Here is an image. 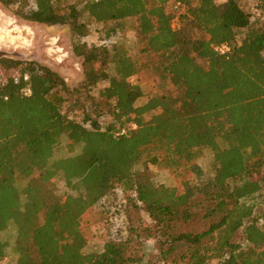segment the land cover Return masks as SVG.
I'll use <instances>...</instances> for the list:
<instances>
[{
	"label": "trees",
	"instance_id": "trees-1",
	"mask_svg": "<svg viewBox=\"0 0 264 264\" xmlns=\"http://www.w3.org/2000/svg\"><path fill=\"white\" fill-rule=\"evenodd\" d=\"M0 2L24 20L72 28L84 73L76 91L91 100L77 120L63 109L70 88L58 72L0 60V233L16 227V264H140L149 238L156 264H264V211L256 214L264 178L253 179L264 168V25L239 0ZM257 6L264 16V0ZM129 19L135 54L105 41L81 43L89 22L117 29ZM221 44L229 51H216ZM144 73L162 88L138 105L144 92L132 79ZM27 86L31 95L23 93ZM103 116L111 117L105 125ZM63 140L71 155L53 160ZM201 149L215 158L206 180L196 161ZM147 164L170 169L180 184H154L137 170ZM59 173L76 194H55ZM191 175L198 181L185 188ZM118 187L135 194L130 200L154 225L132 221L126 238L86 252L84 215ZM39 197L49 199L41 219ZM7 246L0 237V262Z\"/></svg>",
	"mask_w": 264,
	"mask_h": 264
},
{
	"label": "rangeland",
	"instance_id": "rangeland-1",
	"mask_svg": "<svg viewBox=\"0 0 264 264\" xmlns=\"http://www.w3.org/2000/svg\"><path fill=\"white\" fill-rule=\"evenodd\" d=\"M227 0H215L221 4ZM242 7L250 14L252 20H256L257 24L264 25V16L260 14L257 6L258 0H239ZM14 8L6 7L0 2V60L3 58L15 61H34L43 66H47L58 72L66 81L70 88L67 94V100L63 105L64 111L69 116L77 120L83 119V109L90 104V97L84 92H77L80 82L84 78L82 58L76 56L73 52V44L77 40L72 28L69 25H48L43 23L31 22L24 20L15 14ZM89 34L82 38L81 43L89 45H100L107 42L111 47L113 44L123 46L129 53L135 54L137 47V32L135 31V21L129 19L123 24V28L114 29L113 23L106 24L89 22ZM16 55V56H13ZM21 56H24L22 59ZM99 66V65H98ZM108 72H113V66L106 65ZM6 70L0 64V73ZM11 73L16 74L18 70L12 69ZM140 80V81H139ZM132 79V83L140 82L143 89V96L138 100L137 104L145 103L150 96L160 92L162 86L157 78H153L149 73ZM107 81L100 82L94 87L90 95H97L98 90L104 87ZM150 115L146 116L149 119ZM105 125L111 120L109 116L100 118ZM134 127V124H132ZM82 147H77V152H81ZM67 150L65 140L55 147L53 160L70 156ZM197 163L203 170L202 179H209L215 173L214 153L210 149H201L197 153ZM139 171H146L151 181L160 185L175 187L180 184L179 179L166 167L155 164L139 165ZM190 180L185 184L188 188L198 180L195 175L189 176ZM264 178V168L253 175V179ZM58 196L65 194H76L71 189V185L62 174H57L51 182ZM21 187L24 183L21 182ZM135 194L125 191L118 187L105 195L96 205L88 210L84 215L85 229L84 234L88 239L86 252L102 251L107 242L126 238L128 228L132 221L143 222L145 225H154V219L142 208L140 211L136 209L130 198H134ZM256 214L260 215L264 211V189L256 198ZM49 202L48 197H39L37 200V209L35 214L41 219L42 209ZM0 237L5 241L7 246L6 257L0 264H16L17 254L15 252V241L17 237L16 227L10 224L4 231L0 233ZM241 235L238 236V239ZM246 245V244H244ZM144 258L140 264H156L155 256L157 254L156 240L149 238L144 240L142 248ZM208 264H218V260H210Z\"/></svg>",
	"mask_w": 264,
	"mask_h": 264
},
{
	"label": "built area",
	"instance_id": "built-area-1",
	"mask_svg": "<svg viewBox=\"0 0 264 264\" xmlns=\"http://www.w3.org/2000/svg\"><path fill=\"white\" fill-rule=\"evenodd\" d=\"M179 6H180V3H176V5L174 7L175 8H179ZM229 49H230V47L227 44H221V45L215 46V50L218 51V52H220V53H226V52L229 51ZM25 79H27V77H25ZM14 80H15V82H18L19 81V77L18 76H15L14 77ZM2 82H4V80H2ZM23 93H24V95H31L32 90H31L30 87L27 86V87H25L23 89ZM135 126L136 125L134 124V127ZM125 132H126V130L123 129L120 133L123 134Z\"/></svg>",
	"mask_w": 264,
	"mask_h": 264
},
{
	"label": "water",
	"instance_id": "water-1",
	"mask_svg": "<svg viewBox=\"0 0 264 264\" xmlns=\"http://www.w3.org/2000/svg\"><path fill=\"white\" fill-rule=\"evenodd\" d=\"M1 56V55H0ZM13 56H16V55H13ZM22 57V59H24V56H21Z\"/></svg>",
	"mask_w": 264,
	"mask_h": 264
}]
</instances>
